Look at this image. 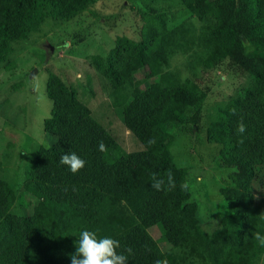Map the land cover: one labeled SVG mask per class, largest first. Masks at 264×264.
Here are the masks:
<instances>
[{"label":"trees","instance_id":"trees-1","mask_svg":"<svg viewBox=\"0 0 264 264\" xmlns=\"http://www.w3.org/2000/svg\"><path fill=\"white\" fill-rule=\"evenodd\" d=\"M95 1L0 0V63L13 43L37 32L47 17L67 21ZM180 2L213 23L199 33L189 26L151 28L152 36L146 33L139 43L116 40L129 60L146 59L138 69L123 68L124 83L110 95L142 151L127 153L72 89L49 76L52 108L44 130L58 140L34 152L22 192L17 193L16 182L0 179V264H71L83 230L118 239V251L131 247L128 264L259 263L264 245L255 236H264V213L256 206L254 185L264 171V0ZM176 49L192 51L189 55L203 70L228 61L248 78L207 130V141L220 146V164L232 170L219 188L222 215L211 235L196 219L187 170L177 168L170 156L168 129L184 124L187 111L203 98L198 86L169 69ZM241 120L243 135L237 131ZM101 141L107 151L99 149ZM66 152L86 162L75 174L59 162ZM153 173L164 181L163 190L152 188ZM169 174L175 185L171 190ZM152 227L170 246L167 253L149 234Z\"/></svg>","mask_w":264,"mask_h":264},{"label":"rangeland","instance_id":"rangeland-1","mask_svg":"<svg viewBox=\"0 0 264 264\" xmlns=\"http://www.w3.org/2000/svg\"><path fill=\"white\" fill-rule=\"evenodd\" d=\"M212 23L189 12L180 0H97L70 20L47 17L37 32L13 43L10 54L0 63V179L16 182L17 193L22 192L34 152L39 146L50 148L58 140V135L44 130L52 108L47 97L50 75L76 93L78 101L127 153L142 151L140 142L116 114L110 95L124 83L121 70L138 69L146 59L129 60L116 40L124 37L139 43L151 28L172 31L189 26L199 33L202 26ZM165 40L160 45L162 60L166 57ZM189 54L192 51L176 49L168 61L169 69L182 81L188 78L198 86L203 98L187 111L184 124L168 129L170 156L177 168L187 170L196 219L201 230L211 235L222 215L224 201L219 188L232 170L220 164V146L207 141V130L248 78L228 61L203 70ZM34 70L37 72L30 77ZM191 118L197 122L192 124ZM259 178L254 194L256 206L264 213V171ZM148 232L162 252L170 250L160 241L157 227Z\"/></svg>","mask_w":264,"mask_h":264},{"label":"clouds","instance_id":"clouds-1","mask_svg":"<svg viewBox=\"0 0 264 264\" xmlns=\"http://www.w3.org/2000/svg\"><path fill=\"white\" fill-rule=\"evenodd\" d=\"M237 131L243 135L246 131V125L241 122L237 125ZM154 142V141H150ZM243 140H241V143ZM101 151H107L106 145L101 141L99 143ZM60 164L68 166L70 171L75 174L85 166V161L74 152H66L60 157ZM152 188L161 191L164 187V181L157 178V174L152 175ZM171 175L168 179V190L174 187ZM261 245H264V236L256 234ZM121 243L118 239L110 236L98 237L96 231L83 230L76 245L74 254H71V264H128V256L133 254L131 247H127L122 251ZM127 253V255H125ZM159 264V262H158Z\"/></svg>","mask_w":264,"mask_h":264},{"label":"crops","instance_id":"crops-1","mask_svg":"<svg viewBox=\"0 0 264 264\" xmlns=\"http://www.w3.org/2000/svg\"><path fill=\"white\" fill-rule=\"evenodd\" d=\"M263 259H264V252H263V254H262V256H261V259H260V261H259L258 264H263Z\"/></svg>","mask_w":264,"mask_h":264},{"label":"water","instance_id":"water-1","mask_svg":"<svg viewBox=\"0 0 264 264\" xmlns=\"http://www.w3.org/2000/svg\"><path fill=\"white\" fill-rule=\"evenodd\" d=\"M47 47H49L50 48V50H52L53 48L52 47H50V45L49 46H47ZM37 71L36 70H34L31 74H30V77H32V75L34 74V73H36Z\"/></svg>","mask_w":264,"mask_h":264}]
</instances>
